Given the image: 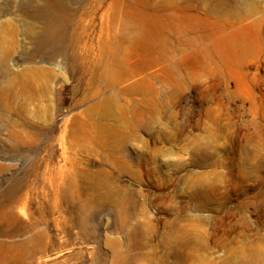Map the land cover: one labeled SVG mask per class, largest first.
<instances>
[{
    "label": "rangeland",
    "instance_id": "374dc122",
    "mask_svg": "<svg viewBox=\"0 0 264 264\" xmlns=\"http://www.w3.org/2000/svg\"><path fill=\"white\" fill-rule=\"evenodd\" d=\"M0 163L37 264H264V0H0Z\"/></svg>",
    "mask_w": 264,
    "mask_h": 264
},
{
    "label": "bare ground",
    "instance_id": "6f19581e",
    "mask_svg": "<svg viewBox=\"0 0 264 264\" xmlns=\"http://www.w3.org/2000/svg\"><path fill=\"white\" fill-rule=\"evenodd\" d=\"M8 133L15 139L21 140L23 138L22 131L17 128L8 130ZM3 168H6L5 165L0 163V170ZM57 192V188L54 187L53 208L56 207L55 197ZM3 197L4 200L0 202V264H37L39 258L46 255L48 250H52L48 246L49 235L46 232L44 219L41 215L37 217L29 216L31 218L30 223H24L25 211L21 195L16 190H9L3 194Z\"/></svg>",
    "mask_w": 264,
    "mask_h": 264
}]
</instances>
